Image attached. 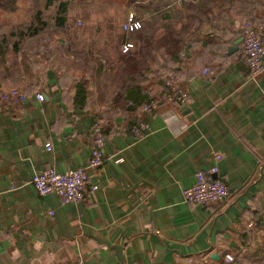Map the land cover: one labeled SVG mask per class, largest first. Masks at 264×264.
<instances>
[{
	"label": "crops",
	"instance_id": "0c3cea01",
	"mask_svg": "<svg viewBox=\"0 0 264 264\" xmlns=\"http://www.w3.org/2000/svg\"><path fill=\"white\" fill-rule=\"evenodd\" d=\"M136 2L137 17L144 20V7L157 21L140 28L151 43L131 48L153 70L137 79L158 100L152 111L109 114L103 97L75 103L76 66L61 38L44 45L26 34L0 56V92H27L18 104L0 97V264H227V252L231 264H250L264 247V70L250 74L241 41L230 50L244 19L264 22V0ZM165 25L187 38L176 60L152 43ZM95 34L99 41L88 35L82 47L85 69L119 67L133 32ZM167 73L187 91L185 102L167 98ZM101 116L106 158L90 171L98 188L68 202L37 193L36 171L86 163L91 124ZM139 119L147 129L137 138L131 126ZM215 163L228 196L211 205L184 200L194 173Z\"/></svg>",
	"mask_w": 264,
	"mask_h": 264
},
{
	"label": "built area",
	"instance_id": "2783aa9c",
	"mask_svg": "<svg viewBox=\"0 0 264 264\" xmlns=\"http://www.w3.org/2000/svg\"><path fill=\"white\" fill-rule=\"evenodd\" d=\"M142 27L141 20L129 11L122 24L125 32H133ZM242 40L241 52L243 60L250 72L255 75L264 70V22L253 23L251 19L246 18L242 22ZM133 47L130 40L124 42L122 51L126 52ZM208 69H204L207 71ZM164 84L167 87V98L183 103L186 101L187 91L178 83L173 73L164 74ZM0 97L11 104H18L27 97V92L20 87H9L0 92ZM36 99H43V94L35 93ZM129 104L133 105L132 101ZM158 105L157 99H150L140 105L144 112L152 111ZM105 117H98L91 124L90 129V155L85 164L80 166H71L64 171H58L49 166L36 171L31 177V183L36 192L44 195L50 192L55 193L61 200L80 201L89 190L98 188L97 182L90 181V171L101 167L105 161V133L103 130ZM147 129V123L139 119L131 126V131L135 137L140 138ZM47 149H51L50 142L45 143ZM219 159L220 155L216 154ZM120 157L114 160H119ZM229 188L225 180L220 176L218 164H213L207 168L199 169L194 173L193 181L190 185L182 189L184 200L201 205H211L221 201L228 196ZM52 213V211H50ZM224 260L227 264L234 261V254L227 252L224 254Z\"/></svg>",
	"mask_w": 264,
	"mask_h": 264
},
{
	"label": "rangeland",
	"instance_id": "374dc122",
	"mask_svg": "<svg viewBox=\"0 0 264 264\" xmlns=\"http://www.w3.org/2000/svg\"><path fill=\"white\" fill-rule=\"evenodd\" d=\"M136 1L137 0H133L130 3L125 0H69L66 12L68 25L66 27L67 29H65L64 27L57 26L54 22L58 0L48 6L45 5V0H16L17 6L15 10L5 13L7 14V18H5V30L12 29L16 31L18 26L19 28L25 27L31 22L37 9L41 10V18L45 21V25L39 29L36 36H32V40L35 41L40 39L45 45L52 40L58 41V39L61 38L63 41L61 46L68 48L70 51L69 55L73 54L68 60L73 61L71 64L72 66H76L74 72L76 73V78L83 79L84 77L86 83L89 84L88 97L90 98V102H99L100 98L103 97L104 99L107 98L106 103L111 106L116 95L122 92L121 89L123 87L120 86L119 81L121 68L111 67L110 70H99V68L98 70L85 69L88 65L86 66L85 59H83L82 47L84 46V42H87V40L89 41L88 35H92V40L96 42L99 41V35L95 34L97 28L110 30L113 33L123 29L122 24L125 19H123L124 13L134 10V8L138 6ZM139 6H141V4ZM138 14H140L141 17H144V20L138 17L142 22V28H145L144 23L147 25L150 23L155 24L157 22L149 19L150 17L147 16V11L144 7H140ZM252 22L255 24L262 23L254 20H252ZM28 26L29 25H27V27ZM30 30L31 29H29V31ZM239 33L242 34L241 28ZM72 34L77 35L73 36ZM85 35L87 38H85ZM67 36H70V38ZM98 54H96V56L93 55V57H100V54ZM96 60L97 63H99V59ZM151 71L153 72V70ZM151 71L146 70L144 75L140 74L142 75L140 77L147 78L148 74L152 73ZM116 84L118 85V88H116ZM250 264H264V247L259 250L257 259L250 262Z\"/></svg>",
	"mask_w": 264,
	"mask_h": 264
},
{
	"label": "trees",
	"instance_id": "16d2710c",
	"mask_svg": "<svg viewBox=\"0 0 264 264\" xmlns=\"http://www.w3.org/2000/svg\"><path fill=\"white\" fill-rule=\"evenodd\" d=\"M57 0H45V5H50ZM69 0H58V5L56 8V15L54 16V22L57 26L64 27L67 29L68 19L66 16L67 7ZM130 2L133 0H125ZM35 5V4H34ZM17 4L16 0H0V56L6 53L9 47L13 49H18L21 39L26 35H36L39 29L45 25V21L41 18V10L37 9L36 13L32 17V20L27 27L18 26L17 30H5V23L8 12L15 10ZM3 19V20H1ZM27 27V28H26ZM26 28V29H25ZM164 29H168L166 32H162L156 40L152 43L156 49H164L165 53L169 56L170 60H176L181 53L183 47L187 44V38L181 31H175L173 26L165 25ZM29 29H31L29 31ZM134 41L133 47L137 45L138 40H144L145 45L151 43L150 40L143 29H138L133 31ZM138 49L136 51L130 49L125 54L121 56L120 66L121 75L119 77L120 86L122 92L113 99L111 106L105 112L113 113L118 109L130 110V108L136 110L140 107L143 102L150 100L151 98L143 90L142 86L137 79L139 76L145 74L146 70L150 71V68L144 66L143 59L137 56ZM29 58V53H25L23 50L21 52V61L25 62ZM142 74V75H140ZM139 77V78H138ZM88 90L86 88V79L76 78L75 92H74V102L83 105L87 102ZM129 101L133 102V105L129 104Z\"/></svg>",
	"mask_w": 264,
	"mask_h": 264
},
{
	"label": "water",
	"instance_id": "95a60500",
	"mask_svg": "<svg viewBox=\"0 0 264 264\" xmlns=\"http://www.w3.org/2000/svg\"><path fill=\"white\" fill-rule=\"evenodd\" d=\"M241 40H242V36H240L238 39H236V40L234 41V45L230 47V50H235V49H237V43H238L239 41H241ZM211 256H212L213 258H218V254H216V253H212Z\"/></svg>",
	"mask_w": 264,
	"mask_h": 264
}]
</instances>
